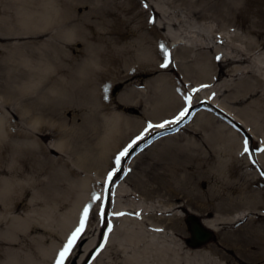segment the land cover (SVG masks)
Instances as JSON below:
<instances>
[{"label": "rangeland", "instance_id": "obj_1", "mask_svg": "<svg viewBox=\"0 0 264 264\" xmlns=\"http://www.w3.org/2000/svg\"><path fill=\"white\" fill-rule=\"evenodd\" d=\"M128 1L140 3L0 0V264H57L82 220L63 264H112L123 218L156 233L172 264H264V144L245 125L263 136L264 0ZM159 83L177 87V107L153 105ZM167 116L176 122L146 133ZM22 162L24 185L10 175ZM43 207L52 225L26 217ZM190 214L217 226L208 244H189Z\"/></svg>", "mask_w": 264, "mask_h": 264}, {"label": "bare ground", "instance_id": "obj_2", "mask_svg": "<svg viewBox=\"0 0 264 264\" xmlns=\"http://www.w3.org/2000/svg\"><path fill=\"white\" fill-rule=\"evenodd\" d=\"M139 3H140V1H139ZM139 3L130 4L129 1L126 0L125 5H124L123 8L125 10H127V8L128 9H132V7H135ZM153 11H154V9H153ZM198 12L197 11L193 12V15H195V16L196 15H200V13H198ZM27 17L29 18L31 16L27 15ZM64 33L66 35V38H72L73 36H75V35L77 36V34L81 33V31L77 30V26H75V27H73V29H69L68 28V29L64 30ZM204 64H206V63L204 62ZM206 70L207 69H205V71ZM207 73L209 74V72H205L204 75L206 76ZM156 90L158 91V93L160 94L161 97L158 98L157 100H155L153 105H157V104L160 105L161 103H163L165 101H168V104L170 103V105H172V107H177L182 101V98L180 97V94L178 93V89H177L176 86H174L172 89L168 88L166 90L164 85L162 83H159V84L156 85ZM214 106L216 108H218V109H221L218 104L214 103ZM261 107L262 108L259 107L261 109V111H264V105H262ZM223 112H225V111H223ZM149 115L150 116H154L156 114L155 113H150ZM171 116H167V117H165L163 119H157V120L155 118H153L151 120V123H149L147 125L146 133L148 134V133L151 132V134H153L155 131H161L163 129L168 128L170 125H173L175 122L172 123V121H176V120L171 118ZM2 121H3V119H2V117H0V142H2L4 140L3 137L1 136L2 133H3V125H2L3 122ZM166 122H170V123H166ZM240 123L245 124L243 122H240ZM150 124L153 127L149 128ZM160 124H163L164 127L163 128L155 127L156 125H160ZM245 125H246V127H248V131L253 135V137H255L257 139H261L263 141L262 144H264V134H262L263 136H257V135L254 134V128L253 127H250L248 124H245ZM263 133H264V130H263ZM234 134H236V133H234ZM234 136H235L236 139H238L237 135H234ZM121 142H122L121 140H118V141L114 142L112 145H110L111 148H112L111 150L115 151V155H116V152H117L119 146L121 148L124 145L123 144L121 146ZM242 144H243V141H242ZM57 149H60V147L58 146ZM111 150L108 151V153L106 154V156L104 158V164L105 165H108L109 159L112 160ZM36 157H38V156H36ZM13 158L17 159L20 162L24 160L22 155L16 156V157H13ZM39 158H41V160L43 162H46V161H49L50 159H53L50 156H47V155L44 156L43 153L39 156ZM25 164H27V163L26 162H22L21 164H19V166L17 168V169H19L18 170L19 173L15 172V171H11V173H10V175H12L11 179H14V180H15L14 176H16L18 174L17 180L19 178V180H20L19 182H21L22 185H24V182L30 181V179L33 178V177L30 178L28 168L24 167ZM258 165L260 167L261 166L264 167V153L260 156V158L258 160ZM44 169H46V168L43 166V167L39 168V171H43ZM4 181H5V178H4ZM8 181L9 180L6 179V182H8ZM83 185H84V189H85L84 190L85 191L84 195L85 196L87 195L86 199H87V201H89L88 204H90L92 195L95 196V200H96V196H97V193H98L95 181H92L91 179H88L87 181L85 180L83 182ZM87 189H90V190L92 189L91 190L92 193L89 194ZM124 192H125L124 188H120L119 189L120 195L124 194ZM75 204L76 205L73 207V210L71 212H69L68 215H65V216L63 215L61 217L64 220L63 228H67L68 226L72 225L74 223L75 216H78V211L75 208L78 209V207H80V205H81V202L80 203L76 202ZM5 205H8V204H5ZM115 206L116 207L119 206V203L117 202L115 204ZM35 209H37V210H35L34 213L29 212L27 214L26 217L28 218V220L36 221V222H39L40 224H45V225H46V222H48L47 225H52L53 224L52 223L53 219L56 217V213L54 212V210L49 209V207H47V208L43 207V211L38 210V208H35ZM115 210H122V209H115ZM204 223L208 227H210V229H212L213 231L217 230V226L215 224L211 223L209 220L204 219ZM120 227H121V234H118L114 230L112 235H110L108 240H107L109 246L105 250V255L108 253V251L110 250L112 245H115L116 246V252L119 253V257H120V259H119L118 256H117V258H114L112 256L111 259H110V262L113 261L112 264H172L173 263V261L169 262V260L165 259V258H163L164 261L162 260L160 252H159L160 249H159V243H158L157 234L155 233L149 238L150 235L145 230L144 223L141 221V219H138V218H135V219L123 218L121 220ZM96 242H97V237L94 238V239H91L88 242V244L86 245L84 251L88 250V252H91L92 248L96 247V245H94V247H93V244H95Z\"/></svg>", "mask_w": 264, "mask_h": 264}, {"label": "water", "instance_id": "obj_3", "mask_svg": "<svg viewBox=\"0 0 264 264\" xmlns=\"http://www.w3.org/2000/svg\"><path fill=\"white\" fill-rule=\"evenodd\" d=\"M187 221L190 225L191 232L189 244L192 247H201L212 241L215 233L204 223L203 218H199L196 215L190 214L187 217Z\"/></svg>", "mask_w": 264, "mask_h": 264}, {"label": "snow or ice", "instance_id": "obj_4", "mask_svg": "<svg viewBox=\"0 0 264 264\" xmlns=\"http://www.w3.org/2000/svg\"><path fill=\"white\" fill-rule=\"evenodd\" d=\"M162 66H165V65H162ZM183 115H184V113L182 112V113H181V116H183ZM174 122H176V121H172V123H174ZM166 123H170V122H166ZM151 127H153V126L150 124V125H149V128H151ZM155 127L163 128L164 125H163V124H160V125H156ZM146 131H147V129H146ZM131 147H132V145H129V146H128V148H131ZM127 152H128V149L126 148V149L124 150V152H122V153L120 154V156L122 157V156L126 155ZM116 163H117V164L120 163V158H119V157L117 158ZM109 178H111V174H110V177H109ZM84 213H85V217H86V216H87V213H88V208H85ZM84 223H85V221L82 220V221H81V224H80V227H78V228L76 229V231L73 233V236H72V238L69 240L68 245H66V246L64 247V249L60 252V254H59V255H60V259L57 261V264H63V260L67 258V255H68V253L70 252L71 247L74 245V242H75L78 238H80V236H81V234H82V232H83Z\"/></svg>", "mask_w": 264, "mask_h": 264}]
</instances>
